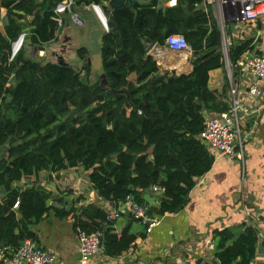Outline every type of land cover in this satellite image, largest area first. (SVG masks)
<instances>
[{
	"label": "trees",
	"instance_id": "1",
	"mask_svg": "<svg viewBox=\"0 0 264 264\" xmlns=\"http://www.w3.org/2000/svg\"><path fill=\"white\" fill-rule=\"evenodd\" d=\"M62 1L0 0V17L1 8L6 10L0 23V246L18 248L28 237L37 239L34 226L54 211L59 218L74 217L76 230L101 231L106 256L119 257L137 244L131 229L136 219L130 214L117 231L118 218H109L96 202L77 205L83 194L70 206L61 197L56 204L53 191L41 182L42 173L59 177L81 166L99 197L123 202L131 195L144 206V193L158 184L165 191L147 206L151 216L183 208L196 179L214 162L199 138L204 111L228 107L218 90L209 87L210 70L224 66L221 34L204 0L173 5L133 0L132 6L108 14L101 46L106 82L90 79L86 61L79 70L33 57L27 43L10 59L12 44L23 32L33 46L59 38L65 22L55 19V8ZM109 1L73 0L71 11ZM173 33L183 34L192 46L189 73L171 74L147 53L145 43L164 46ZM253 41L231 53L232 63ZM89 52L87 46L77 50L81 59ZM238 73L235 69L233 76ZM258 239L256 224L217 228L216 259L196 264H251Z\"/></svg>",
	"mask_w": 264,
	"mask_h": 264
},
{
	"label": "crops",
	"instance_id": "2",
	"mask_svg": "<svg viewBox=\"0 0 264 264\" xmlns=\"http://www.w3.org/2000/svg\"><path fill=\"white\" fill-rule=\"evenodd\" d=\"M5 12L6 10L1 8L0 23ZM74 14L83 21L81 26L74 21ZM63 18L65 26L59 36L63 34L68 44H74L76 49L85 45L88 47L89 43L97 39L101 53L102 37L106 29L98 13L91 6L78 7L76 12L67 11ZM145 45L147 53L165 70L171 72V69H175L177 75L191 71L193 64L186 52L173 51L166 45L147 43ZM31 49L28 52H31ZM71 55L79 57L76 50L72 51ZM90 57L91 52L85 58ZM101 73L103 75V69ZM92 74L93 68L91 76L94 75ZM233 79L240 81V73L236 77L233 76ZM246 80L256 81L252 77H247ZM227 81L230 82L229 73L223 67L210 70L209 87L218 90L221 94L220 100L228 104L230 85H227ZM256 82L264 89V83ZM252 102L248 101L247 106L250 107ZM249 118L257 120V126L245 143L244 166L239 159L215 153L211 169L196 179L189 200L183 208L174 213L155 215L160 223L150 233H145V224L138 220L133 221L131 229L137 234V244L133 251L119 257L96 256L90 264H196L197 261L214 260L216 259L212 238L214 231L228 226L241 228L244 224L245 207L254 217L256 227L259 229L256 255L251 264H264V110L259 116L252 115ZM248 128L250 124L247 123L245 129ZM42 176L41 182L53 191L52 201L55 203L61 197L66 198L70 206L80 194L85 198L77 205L85 202L97 203L100 200L90 181L89 171L81 166L65 170L59 177L55 175L49 177L47 171H44ZM145 193L143 197L148 207L159 201V194L152 188ZM116 207L121 211L126 208L122 203H116ZM257 209L261 212L259 216L256 214ZM128 216L125 213L117 219L115 226L117 231H121L128 223ZM73 223L74 217L59 218L51 211L34 226L36 241L57 255L58 264H77L80 259L78 230L74 228ZM184 244L188 246L182 250ZM172 253L179 258L177 260L171 258ZM183 256L185 257L181 258ZM0 264H4L2 258Z\"/></svg>",
	"mask_w": 264,
	"mask_h": 264
},
{
	"label": "built area",
	"instance_id": "3",
	"mask_svg": "<svg viewBox=\"0 0 264 264\" xmlns=\"http://www.w3.org/2000/svg\"><path fill=\"white\" fill-rule=\"evenodd\" d=\"M204 1L205 11L216 20L220 31L222 54L225 57L227 67L229 70H239L241 80H234L233 73L229 72L230 97L228 107L220 112L204 111V129L199 134V138L212 155L218 153L239 159L244 166L246 161L245 143L257 126V120H251L249 117L252 115L259 116L264 110V89L260 83L256 82L264 83V0ZM176 2L177 0H166L168 5H173ZM72 4L73 0H64L56 6L55 19L59 24L63 23V14L71 11ZM89 6L98 13L105 29L108 30V17L101 5L93 3ZM76 15L73 16L74 21L81 26L83 21ZM26 37L27 32H23L13 42L10 59H13L24 45ZM251 38L254 39L253 47L243 51L236 62L232 63L231 53ZM165 45L173 51L186 52L189 58H193L192 46L181 33H173L167 36ZM247 77H252L256 81L249 82L246 80ZM247 100L253 101L250 107L247 106ZM247 123L250 124V128L245 129ZM152 190L157 192L160 198L165 188L155 184L152 186ZM99 198L97 204L106 211L109 218L116 219L122 215L124 210L121 211L116 207V203H122L136 220L145 224L147 233H150L160 223L158 217L148 213L147 206L135 201L131 195L127 196L123 202ZM18 205L19 201L15 203L14 207ZM243 212L244 224L255 225V219L246 207ZM256 214L261 215L260 209H257ZM78 238L81 255L77 264H90L94 257L106 256L101 231L86 232L79 229ZM208 241L210 242L211 239ZM187 246L188 244H184L182 250ZM131 251H133V247L128 250V252ZM170 257L176 258V260L179 258L175 253H172ZM0 258L4 260V264H58L57 255L43 248L32 237L26 238L18 248L1 245Z\"/></svg>",
	"mask_w": 264,
	"mask_h": 264
},
{
	"label": "rangeland",
	"instance_id": "4",
	"mask_svg": "<svg viewBox=\"0 0 264 264\" xmlns=\"http://www.w3.org/2000/svg\"><path fill=\"white\" fill-rule=\"evenodd\" d=\"M24 44L27 45L26 47L28 50L30 48H32L31 52H28V53L33 57H38V56L42 55V56H45L46 59H51V60L57 61V62H59V60L62 59L64 62L72 64L73 66H75L79 70L83 69L84 62L86 61V62L90 63L91 68H93V74L94 75L93 74H92L93 76L90 75L91 80H95L98 77L102 76V73L100 74V71L102 70L101 53L99 50L100 44L97 41V39H95L94 41H92L88 45L90 52H91L90 59H87V58L81 59L80 57H78L79 58L78 59L76 57H72L73 56V55H71L72 51L76 50V53H77V50L79 48L76 49L74 44H68V40H65V37L63 34H61L59 36V39L57 41H53L52 43L46 44L42 47H40L39 45L33 46L30 44V42L28 40H26ZM40 49H44L43 50L44 53L41 51L39 52ZM223 60H224L223 69L227 70L228 73L229 72L233 73V75H234V70H229V68L227 67L225 57H223ZM98 68H100L101 70H98Z\"/></svg>",
	"mask_w": 264,
	"mask_h": 264
},
{
	"label": "water",
	"instance_id": "5",
	"mask_svg": "<svg viewBox=\"0 0 264 264\" xmlns=\"http://www.w3.org/2000/svg\"><path fill=\"white\" fill-rule=\"evenodd\" d=\"M132 1L133 0H110L107 4L102 5L101 8L104 11L105 15H108V14H110L112 9H119L121 7H124V6H128V7L132 6ZM111 19H112L113 23L117 25L116 18L114 15L111 16ZM59 62L61 64H68V63L64 62L62 59L59 60ZM171 73L177 75V72L175 71V69H171ZM101 77H102L103 81L106 82L104 74ZM50 202H51V199H48L47 204L49 205ZM124 212L127 215H130V212H129V210H127V208H125Z\"/></svg>",
	"mask_w": 264,
	"mask_h": 264
},
{
	"label": "clouds",
	"instance_id": "6",
	"mask_svg": "<svg viewBox=\"0 0 264 264\" xmlns=\"http://www.w3.org/2000/svg\"><path fill=\"white\" fill-rule=\"evenodd\" d=\"M107 17H108V15H107ZM63 21H64V20H63ZM108 23H109V22H108ZM26 46H27V45H26ZM41 47H42V46H41ZM43 50H44V49H40L39 52H40V51H43ZM43 53H44V52H43ZM41 56H42V55H41ZM191 60H192V59H191Z\"/></svg>",
	"mask_w": 264,
	"mask_h": 264
}]
</instances>
